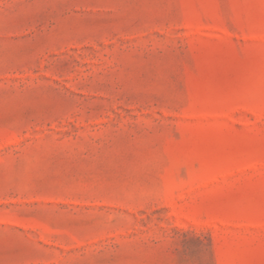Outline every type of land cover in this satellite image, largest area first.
<instances>
[{
	"label": "rangeland",
	"instance_id": "rangeland-1",
	"mask_svg": "<svg viewBox=\"0 0 264 264\" xmlns=\"http://www.w3.org/2000/svg\"><path fill=\"white\" fill-rule=\"evenodd\" d=\"M0 264H264V0H0Z\"/></svg>",
	"mask_w": 264,
	"mask_h": 264
}]
</instances>
